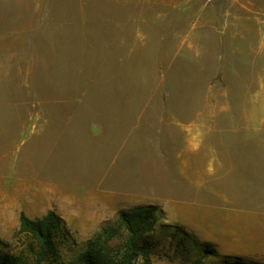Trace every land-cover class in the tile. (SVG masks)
Wrapping results in <instances>:
<instances>
[{
	"label": "rangeland",
	"instance_id": "1",
	"mask_svg": "<svg viewBox=\"0 0 264 264\" xmlns=\"http://www.w3.org/2000/svg\"><path fill=\"white\" fill-rule=\"evenodd\" d=\"M264 264V0H0V264ZM135 264H142L138 258Z\"/></svg>",
	"mask_w": 264,
	"mask_h": 264
},
{
	"label": "trees",
	"instance_id": "2",
	"mask_svg": "<svg viewBox=\"0 0 264 264\" xmlns=\"http://www.w3.org/2000/svg\"><path fill=\"white\" fill-rule=\"evenodd\" d=\"M156 208L141 206L118 216L120 226L127 232L125 242L114 255L97 252L84 255L82 264H135L138 258L142 264H152L148 248V234L154 229ZM63 224L55 212L49 211L43 217L31 219L20 216L19 231L30 235L37 246L35 264H42L55 251L54 233Z\"/></svg>",
	"mask_w": 264,
	"mask_h": 264
}]
</instances>
